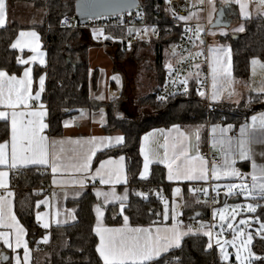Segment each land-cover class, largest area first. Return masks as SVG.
<instances>
[{
    "label": "trees",
    "instance_id": "obj_1",
    "mask_svg": "<svg viewBox=\"0 0 264 264\" xmlns=\"http://www.w3.org/2000/svg\"><path fill=\"white\" fill-rule=\"evenodd\" d=\"M13 2H25L34 7L46 10V21L37 30L41 33L44 48L47 51V66L45 69L36 67V74L44 71L48 75L47 89L44 102L48 108V135L60 137L64 133L63 122L68 118L77 116L84 108L99 110L107 107L109 113L108 126L105 132L108 135L116 132L122 133L125 138L124 144L119 147L108 149L97 154L93 162V168L104 159L110 157L125 156L127 159L128 184L131 190L130 201L124 208V215L135 226L151 225L158 222L163 212L162 203L158 198H144L138 192H145L148 186L157 185L164 177V168L152 171L148 180H142L140 174L143 168V159L140 153V143L144 134L155 128L168 129L175 125H198L206 127L210 122L218 121L224 117L228 121V112L218 110L209 113L208 106L203 97L198 96L192 87L189 92L159 103L156 101L157 85L151 93L135 105L133 101L120 102V106L128 109L130 113L125 115L115 114L114 107L117 100L110 104H101L90 99V50L102 45H113L111 40L104 44L94 41L91 32L87 30L61 29L60 21L66 15L76 14L77 0H11ZM148 12V21L157 24L161 38L158 43L172 45L181 37V26H177L171 16L166 0H144ZM23 27L11 25L0 29V69L10 74L20 75V67L16 58L18 53L11 49V44L16 39L18 32ZM119 34H124V31ZM228 43L232 53L233 74L236 80L248 81L250 78L251 62L259 58L264 60V17H254L245 21L244 31L235 37L221 38ZM125 54V53H124ZM122 55L119 56V60ZM158 67L159 87L164 83L166 73ZM97 73L93 79V88H96ZM249 106H252L248 114L264 109V94L250 98ZM148 108V111L131 114L138 107ZM214 106V105H213ZM10 125L8 122H0V141L9 139ZM49 174L40 169L28 168L14 172L12 180H17L18 188L15 196V210L21 224L27 231V241L34 251V264H37V253L43 255L41 264H103L96 245L97 237L94 234L96 217L94 207L98 200L92 191L87 192L82 199L75 203L80 207L77 222L64 227H56L51 231L52 246L42 247L39 240L48 231L40 227L36 220V204L42 200L45 193L43 187L49 181ZM260 205L256 216L264 223V198L254 200ZM195 209L184 208V216L189 220ZM106 215V223H120L121 216L114 220L116 208L109 207ZM203 217L204 211L200 212ZM255 254L264 258V239L255 237L252 243ZM1 264H11V256L1 252ZM7 257V259H5ZM149 264H225L216 250L208 249V239L205 236L187 237L180 248L169 252L160 259ZM252 264H264V259L254 260Z\"/></svg>",
    "mask_w": 264,
    "mask_h": 264
},
{
    "label": "crops",
    "instance_id": "obj_2",
    "mask_svg": "<svg viewBox=\"0 0 264 264\" xmlns=\"http://www.w3.org/2000/svg\"><path fill=\"white\" fill-rule=\"evenodd\" d=\"M144 2V0H141ZM185 3L187 6L192 10L193 17L195 21L197 22V26H205L206 30L204 31L205 37L202 39L203 43L196 42L195 48L192 50V55H200L203 54L205 51L208 52V59L209 63L212 59L213 53L210 51L212 49V45H216L217 48L220 46H226L230 50V57H231V72L234 78L233 74V65H232V53L230 46L228 43H225L221 41V38L233 36L235 37L237 34H241L240 31H235V29H238L239 27L243 26L244 23L247 20H250L254 17H264V9H261L258 7V0H251L250 3H248V7L246 9L248 15L243 16L241 15V9L240 5L236 3V0H212L211 3H216V19L218 17V14L220 12L223 13V16L221 19L216 22V19L214 21V25L216 28H219V31H216L214 34L210 35L208 33V25H207V18L208 15V7L206 4L200 5L198 3H192L189 2V0H185ZM6 17H5V25L0 27V29H4L8 26H20L23 27L22 30L18 32V35L14 42L19 37L20 32H31L34 31L37 33L39 37V51L44 53V60L45 64L41 65L39 61L36 62H30L27 65H20L22 67V72L20 75H17V77H20L23 75V70L25 67H30L33 70V92L38 89V79L40 75L45 76V86L44 91L41 94V102L44 104L45 108L47 109V116L45 117V122L48 124V108L47 105L44 102V96L47 89V83H48V75L47 72L44 71L40 75L36 74V67H39L41 69H45L47 66V51L44 48V43L42 41L41 33L37 30L39 26H42L46 21V10L42 8L34 7L32 4H28L25 2H13L11 0H6ZM206 5V10L203 9V7ZM167 6L169 7V10L171 12V16H173L172 8L167 3ZM204 12L203 18L200 19V12ZM216 22V23H215ZM124 31V34H119L120 32ZM127 35L126 30H112L111 32H108V34L105 36L104 42H99L101 44H104L106 41L111 40L113 45L117 46V55L118 52L122 55L124 53L129 52V45L125 41ZM149 35L144 40H141L139 42H143L146 45V42L148 39H153V28H150ZM25 39H28L27 37ZM94 41L96 42V39L93 36ZM13 42V43H14ZM137 42V43H139ZM137 43L132 44L135 46ZM173 45V44H172ZM171 45V46H172ZM104 46L101 47H95L90 50V72H89V87H90V99L101 103L106 104L110 103L112 101L117 100V105L114 107L115 114L118 113V115H125L128 111V109H125L124 107L120 106V102L126 101L124 96L126 92V88L124 85V79L120 76L119 73L115 72L113 69V65L110 64L111 62L108 61V55L106 51L104 50ZM170 45H164V47H168ZM18 53V57L22 59H27L29 56L34 55L28 48L23 49L22 51L19 49H13ZM222 49V48H219ZM179 55L178 57H175L174 60L170 62V70L165 72L168 74L172 68L175 66V64L179 61ZM258 61H260L259 58H256ZM261 61H264L263 59ZM157 65V64H156ZM210 70V68H209ZM97 73V83L96 88H93V79L96 76ZM254 78V70L253 65L251 62V69H250V78L248 80V83L252 81ZM234 78L233 82L236 86V90L238 89V92L227 95L225 91L222 92V94L219 96L217 100H212L211 95L213 92L212 88V76H211V70H210V94H209V100L210 104H213L214 106H223V107H229L231 110L236 111H227L229 109L224 110L223 107L220 111H226L228 112L227 116L229 118L228 121H224V116H222V119L214 122H210L206 127L198 126V125H175L168 129L165 128H155L151 131L147 132L143 135L140 143V153H141V147L143 146L145 151L151 150V155L154 157L155 153L159 151L160 155H163L164 149L159 147L160 145H163L165 143V138H167L168 142L171 143V141L175 139H182L180 137V133H185L191 138V145L190 148V155H196L197 150L200 156H202L203 153L210 152L212 154H216L219 156L220 160L218 163H216L220 168H228L232 167L238 170L242 175L243 179H241L238 176H221L219 180L209 179L208 181H169L168 180V169L165 167L164 164L157 162L155 159H153V162L149 164L148 172L144 178H140L142 180H148L152 174V171L158 168H164L165 173L164 177L158 183L157 185L148 186L147 190L145 192H142L144 195H139L141 192H138L139 196L146 198L155 197L160 200L163 206V212L158 218V222L151 225H145V226H135L130 223V220L128 218V226L130 228H146L149 229L153 235L157 233V230L159 229L161 234H163L164 229H170L172 228L173 224H177L179 227V230L184 233L181 236L180 239V245L179 247L173 246L168 249L167 252H164L161 254L160 257H157L155 260L160 259L161 257L167 255L169 252L176 250L181 247L183 241L190 236H205L208 239L209 237L206 236L204 233L206 231L211 230L212 224L219 223L214 218V212H215V203L216 201L222 196L220 193H218V190L222 188L225 193L228 194V189L226 185L229 184H246L249 187L252 185V176L251 173L253 172L252 168V161L254 160L255 163L258 165L257 169V175H259V166H264V143L259 142L260 141V129L257 127L256 129L252 128L253 121L252 117L257 118V125L259 124V121L261 118H264V109L254 111L250 114L248 112L252 108V106L248 107L250 109H238L239 107H235L232 104L238 103V93L239 90H241V84H238ZM158 84V85H157ZM157 87L159 88V83L157 82ZM156 87V86H155ZM260 95L264 93H258ZM123 96V97H122ZM256 96V94L250 95V98ZM204 98V97H203ZM206 100V99H205ZM251 101V99H250ZM35 106L36 102L32 101L30 102ZM250 103V102H249ZM233 108V109H232ZM4 110L2 106H0V111ZM238 110V111H237ZM0 122H6L3 120H0ZM10 125V121H7ZM109 122V113L107 107H102L99 110H93L91 108H84L80 111V113L72 118H68L64 120L63 122V129L64 133L60 137H50L48 135L49 125L48 128L45 129L44 134L49 139V151H50V157L52 155H59L62 159V163L65 165V168L55 174V178L58 181L57 183H53V176L54 174L51 171V168L49 166H41V165H29L26 168H20L19 170L28 169V168H36L42 170V172H45L49 174V181L46 183V185L43 187L42 192L45 193V196L42 200H47V205L41 204L39 207H37L36 204V213H44L46 214L44 219L46 222L49 223V227L47 229L41 227V224L38 222L41 228L48 231V233L45 235L48 237V242L45 243L43 238L39 240V244L42 247H50L51 250L53 249L52 246V235L51 231L53 228L56 227H64L69 226L77 222V216L80 210V207L75 204L77 201L82 199V197L89 191H92V193L95 195L96 199L98 200L97 205L101 206V210L103 212V217L101 218V224L104 227L109 228H119L123 227L124 225V208L128 205L130 201L131 196V190L128 184V173H127V159L125 156H119V157H110L107 159H104L102 161H111L110 164L106 165L105 171L108 169H111L113 171L120 170L121 171V181L120 183H108V184H101L100 183V177L96 176V169L100 167V163L97 165L96 168H93V162L97 154L102 153L108 149H112L115 147L122 146L124 144L125 138L120 132H116L114 134L108 135L105 132V128L108 126ZM67 123L68 126H65ZM228 126H231V128L224 132L222 129H227ZM242 126H247L248 132L252 134L257 142H254L247 147L251 149V158L250 159H241L238 153V146L236 145V141H238L240 137V129ZM213 128L216 129L215 132H213ZM199 132L200 139L197 141L195 139V136L193 133ZM98 138L95 141V144L98 145V149L95 153V155L91 159L90 168L86 172L76 171L73 168V165H79L83 162L84 158L89 154L90 148L93 146L92 143H90L91 138ZM111 137L113 138L112 141L109 143L107 140H103L101 142L100 138H107ZM115 137H123V142L117 144L115 142ZM147 137L148 139H145ZM231 139L233 142L231 149L229 148L228 141ZM79 141V143H76ZM53 142H55L53 144ZM63 142V143H61ZM215 142V147L213 146ZM223 142V143H221ZM63 149V151H61ZM225 153H227V158L229 160V165H225L224 159H225ZM143 159V168L142 171H144V156L141 154ZM123 157V160L120 158ZM234 161V163H232ZM214 162H208L209 168L211 167V164ZM18 170V171H19ZM0 171H8V187L7 189L0 188V196L6 195L8 191L12 192L13 195L10 197L11 203H12V211L16 216V219L18 220L20 226L24 228V226L19 221L16 210H15V196H16V190H12L11 185L13 182L12 175L14 172H17V170H11L5 166H0ZM105 178L107 179V175H105ZM112 179H115V176L112 177ZM83 181V184L81 185L78 181ZM47 185L52 186V191L49 193L46 190ZM195 185H202L204 189H207V194L203 193L206 196H209L211 193H215L218 195V199L214 202H210L209 200L202 201L200 199V195L202 194L199 192L198 189L194 188ZM176 188L180 189V194L174 195V190ZM217 189V190H216ZM97 191L102 193H112L114 192L116 196H125L126 199L123 200V207L121 204V201L118 199L113 198L111 195L109 196V201L106 203L103 196L97 197L96 193ZM150 193V196L147 197V194ZM258 195V194H257ZM259 196V195H258ZM175 197V199H174ZM223 197V203H226L228 201L231 202H239L243 200V198L249 197L245 193H242L239 188L234 189L231 194H228ZM260 197V196H259ZM258 197V198H259ZM194 199L195 202H191V199ZM252 201L255 203L254 200ZM261 198V197H260ZM164 201L168 202V219L166 220L164 218V211H165V203ZM256 204V203H255ZM94 207V213L96 217V223L95 227L97 226V216L95 212ZM115 207L116 212H114V220H117L119 216L122 215L120 223L116 224H108L106 223V215L107 210L109 207ZM175 207L176 209V219L173 220L172 218V208ZM187 209H195L198 208L199 210L195 211V213L192 215L191 219H187L184 216V208ZM68 210L73 211V215L75 216V219H71L68 215ZM204 211L206 215L203 217L200 215L198 219H194L195 217H198L197 215L200 214V212ZM59 213V215H57ZM37 220V219H36ZM178 220H181L180 223H177ZM57 221H60V223H57ZM203 226V227H202ZM94 227V228H95ZM219 227H221L219 225ZM25 230V236L24 239L27 241V231ZM0 232H5L11 234L9 236V239L12 240L13 247H8L3 243L2 240H0V257L1 252H5L6 254L11 256V264H17L16 257L19 256L21 260V264L24 259V250L23 247L21 248H15V238L13 230L6 227H0ZM96 235V233L94 232ZM97 241L99 243V237L96 235ZM221 239V238H220ZM216 240H212V248H209L211 251L216 250L219 254L217 247L215 245ZM28 243V241H27ZM29 248V264H34V251ZM98 253V252H97ZM43 255L37 253V264H41V259ZM99 256V253H98ZM100 257V256H99ZM101 259V258H100ZM222 260V259H221ZM102 261V259H101ZM154 261V260H153ZM225 264H234V263H227V261L222 260ZM151 262V261H150ZM233 262V260L231 261ZM103 263V261H102Z\"/></svg>",
    "mask_w": 264,
    "mask_h": 264
},
{
    "label": "snow or ice",
    "instance_id": "obj_3",
    "mask_svg": "<svg viewBox=\"0 0 264 264\" xmlns=\"http://www.w3.org/2000/svg\"><path fill=\"white\" fill-rule=\"evenodd\" d=\"M211 3L212 0H209ZM251 0H236V3L240 5L241 15L247 16L246 11L248 3ZM6 0H0V27L5 25L6 17ZM258 7L264 9V0H258ZM181 20H187L189 17H179ZM131 32L132 30L129 29ZM145 33L148 31L144 30ZM155 31V29H153ZM186 31H192V29H186ZM203 29L198 25L195 29L194 35L197 40L200 39V33ZM235 31H244L243 26L235 29ZM28 39H25V38ZM201 43L203 41L201 40ZM13 49L23 50L28 48L34 55L29 56L26 60L20 57L16 58L17 64L27 65L30 62L39 61L41 65L45 64L44 53L39 51V37L36 32H20L17 40L11 44ZM213 56L209 63V68L211 70L212 76V88L213 92L211 95L212 100H217L222 92L225 90V83L230 87L231 82L228 80L231 77V57L230 50L226 49H211ZM252 65H260L264 68V64H261L257 59L252 60ZM169 67H171L169 65ZM197 67H199L197 65ZM187 85V79L181 82ZM219 85V87H218ZM45 86V76L40 75L38 79V89L33 92V70L30 67H25L23 70V75L17 77L15 74H10L4 69H0V106L4 110L0 111V120L10 121V137L9 139L0 141V166H5L11 170H19L20 168H26L29 165H41L49 166L51 168L53 176V183L58 181L55 178V174L62 171L65 165L62 163V159L59 155H52L50 157V145L49 139L44 134L45 129L48 128V124L45 122V117L47 116V109L41 102V94L44 91ZM187 91V87H185ZM264 92V88L260 89ZM200 96H205L204 91L199 92ZM229 95L232 92L229 91ZM36 102L33 106L30 102ZM253 125L252 128L260 129V141L264 143V118H261L259 124L257 125V118L252 117ZM65 126H68L67 123ZM231 128L228 126L227 129H222L226 132ZM216 129L213 128V132ZM182 139H173L171 143L165 138V143L159 147L163 148V155L161 156L159 151L155 153L153 157L151 155V150L145 151L144 147H141V154L144 156V171L141 172V178H144L148 172L149 164L155 159L157 162L162 163L168 169V180L169 181H208L209 179L219 180L221 176H238L243 179L242 174L235 168H220L216 163H212L211 167L208 166V161L204 157L200 156L197 150L196 155H190L191 138L185 134H179ZM195 139L199 141V132L193 133ZM98 138H91L90 143L92 147L89 150V154L84 158L83 162L78 166L73 165L76 171L86 172L90 168L91 159L95 155L98 145L95 141ZM101 142L103 140L112 141L113 138H100ZM115 142L117 144L123 142V137H115ZM145 139H148L145 137ZM257 142L255 137L248 132L247 126H242L240 129V137L236 141L238 146V153L241 159L251 158V149L247 147L248 145ZM55 142H53L54 144ZM63 143V142H61ZM76 143H79L77 141ZM223 143V142H221ZM233 142L231 139L228 141L229 148L231 149ZM215 147V142L213 144ZM63 151V149H61ZM123 160V157L120 158ZM111 161H101L100 167L96 169V176L100 177L101 184L108 183H120L121 181V171L108 169L105 171L106 165L110 164ZM225 165H229V160L227 158V153H225L224 159ZM234 163V161H232ZM253 172L252 185L249 188L246 184H229L226 185L228 189V194H231L234 189L239 188L242 193L248 196L258 194L261 198H264V166H259V175H257L258 165L255 161H252ZM8 171H0V188L7 189L8 187ZM107 175V179L105 178ZM115 176L113 180L112 177ZM81 185L83 181H78ZM204 193L207 194V189H203ZM180 189L176 188L174 190V195H179ZM13 193L8 191L6 195L0 196V227H6L13 230L15 238V248L23 247L24 259L22 264H29V248L28 243L24 239L25 230L20 226L15 214L12 211V203L10 197ZM97 197L103 196L105 202L109 201V196L121 201L123 207V200L127 197L116 196L114 192L112 193H102L97 191ZM139 195H144L140 193ZM48 201H38L37 207L41 204L47 205ZM165 203L164 218L168 219V202ZM241 207L240 205L236 206ZM258 204L249 203L247 205V211L255 213ZM97 216V226L94 228V232L99 237V243L96 245V252L99 253L103 264H149L150 261L155 260L160 257L162 253L167 252L170 247H179L181 236L184 234L179 230L177 224H173L172 228L164 229L163 234L160 230L157 233H153L146 228H130L128 226V217H124V225L119 228H109L104 227L101 224V218L103 217V212L101 206L97 205L95 208ZM46 214L37 213L36 219L41 224V227L47 229L50 225L45 221L44 217ZM59 215V213H57ZM68 215L71 219H75L72 210H68ZM172 218L176 219V209L172 208ZM220 219L223 221L226 219L225 215L221 211ZM60 223V221H57ZM241 224L246 223V221H241ZM203 227V226H202ZM229 228H233L232 224L228 225ZM209 237L208 247L212 248V232L211 230L204 233ZM260 234L264 238V223L260 225ZM11 234L0 232V240L3 241L8 247H13L12 240L9 239ZM236 235L241 237L245 236L243 230L238 233H234V238L232 241L225 240L223 243L219 239L216 240V244L220 247L223 259L228 258V253L224 251V245L232 244L236 248V260L239 264H252L253 260L264 259L255 256V254L250 250L249 245L252 243V234H246V239H241L240 247L236 245ZM44 242H48V237L43 238ZM243 253H247L243 255ZM7 259V257H5ZM17 264H21L20 257H16Z\"/></svg>",
    "mask_w": 264,
    "mask_h": 264
},
{
    "label": "rangeland",
    "instance_id": "obj_4",
    "mask_svg": "<svg viewBox=\"0 0 264 264\" xmlns=\"http://www.w3.org/2000/svg\"><path fill=\"white\" fill-rule=\"evenodd\" d=\"M189 2L198 3L200 5L203 4L207 5L209 12L207 18L205 17V19L207 20V25L209 28L208 33L210 35L220 30L219 28L213 26L214 21L216 19V11L218 9V8L216 9V5H217L216 3H210L209 0H189ZM203 14H204L203 11L200 12V19H204ZM200 27L203 29V31L200 33V39L199 40L196 39V42H200L205 37L204 31L206 30V27L204 25ZM152 36L153 39H148V41L146 42L149 45H146L143 42H139L135 46H133L132 44L129 45L130 47L129 52L122 54L120 60H119V56L121 54L118 52L117 55V50H118L117 46L106 45L103 47L107 55L109 56L108 61H110L111 62L110 64L113 65V69L115 70V72L120 74L122 79H124L123 82L126 88L124 98L128 99L129 101L130 100L133 101L135 105L140 104L141 101L146 99V97L155 88L158 80L157 78L158 67L156 64L158 63L161 70L167 72L170 70L169 67V65H171L170 62L174 60L175 57H178V53L173 45L162 48L161 45L158 43V38H156L154 35ZM211 45H212L211 46L212 49L222 48L229 50L227 45L220 46L219 48H217L216 45L213 44ZM261 60L262 59H260V63L264 64V61ZM253 70H254V78L252 79L251 82L248 83V81L235 80L238 84H241V90H239L238 93V98H239L238 103L232 104L235 107H239L238 109H246V108L250 109L248 107V104L250 102V95L252 94L260 95L258 93H264L260 91L261 88H264V68H261L260 65H256L253 66ZM228 80L231 82L230 87L228 86L227 83H225V90H224L227 93V95H229V91H231L232 94L236 93V91L238 92V89L236 90V86L233 82L234 78L232 72H231V77H229ZM204 99H206L205 96ZM110 103H106V104H110ZM223 109L226 110L229 109V107H223ZM145 110L148 111V108L141 106L138 107V111H136V108L133 109L131 111V114L135 115L136 113H142ZM227 111H236V110L229 109ZM218 193H220V195L222 196L228 195L227 193L224 192V190H222V188L218 190ZM149 196L150 193L147 194V197ZM222 196L216 201L217 203H215V212H214L215 220L219 223V225L223 228L225 232V235L221 239H219L221 243H223L225 240L232 241L234 238V233H238L240 230H243L245 236L241 237L239 235H236L237 247H240L241 239H246V234L248 233L252 234L253 237L252 243L256 236L262 237V235L260 234V225L262 224V222L256 216H254L256 212L252 213L246 210L247 205L249 203L255 204L252 201V199H256L259 196L254 193L253 195L247 198H243V200L239 202L228 201L226 203H223ZM191 202H195V200L192 198ZM237 205H240L241 207L237 208L236 207ZM221 211L226 217V219L223 221L220 219ZM242 220L246 221V223L241 224L240 222ZM229 224H232L233 228H229L228 227ZM252 243L251 245H249V248L255 254ZM215 245L219 252V257L222 260L227 261V263L239 264V261L236 260V248L233 247L232 244L224 245V251L228 253V258L226 260L223 259L221 249L216 244V242ZM246 254L247 253H243V255ZM255 256L257 255L255 254ZM232 260L233 262H231Z\"/></svg>",
    "mask_w": 264,
    "mask_h": 264
},
{
    "label": "built area",
    "instance_id": "obj_5",
    "mask_svg": "<svg viewBox=\"0 0 264 264\" xmlns=\"http://www.w3.org/2000/svg\"><path fill=\"white\" fill-rule=\"evenodd\" d=\"M172 8L173 20L177 26H181V37L173 44L179 55V61L175 64L172 70L166 74L164 83L156 91V101L159 103L166 102L171 98L185 94L193 87L195 93L199 95L200 91L205 92L206 104L208 106L209 113H214L217 108L210 104V70L208 52L205 51L200 55H192V50L196 46V37L194 35L197 28V22L193 17L192 10L187 6L185 0H166ZM206 10V5L203 7ZM189 17L187 20H181L179 17ZM61 29L65 30H87L91 32L92 36L96 39V42H104L105 36L112 30H126L127 35L125 41L127 44H135L141 40H144L149 35L150 28L155 29L153 35L160 39L161 32L157 24L150 23L148 21L147 8L143 1L139 0V5L129 13H123L119 15L106 16L96 19H89L86 23H80L75 15H66L60 21ZM129 29L132 31L130 32ZM145 29L148 31L145 33ZM186 29H192V31H186ZM197 65L199 67H197ZM187 79V85L181 82ZM187 87V91H185ZM202 97V96H201ZM204 97V96H203ZM202 157L208 162L218 163L220 158L216 154L210 152L203 153ZM243 176V175H242ZM12 190H17L18 182L14 180L11 185ZM194 188L198 189L202 194L200 199L202 201L209 200L214 202L218 199V195L211 193L206 196L203 193L204 187L202 185H195ZM47 192L52 191V186L47 185ZM178 220L177 223H180ZM212 240H217L225 235L222 227L217 224L211 226ZM1 264V260H0Z\"/></svg>",
    "mask_w": 264,
    "mask_h": 264
},
{
    "label": "water",
    "instance_id": "obj_6",
    "mask_svg": "<svg viewBox=\"0 0 264 264\" xmlns=\"http://www.w3.org/2000/svg\"><path fill=\"white\" fill-rule=\"evenodd\" d=\"M138 5L139 0H77L75 16L80 23H86L89 19L129 13ZM222 16L223 13L220 12L216 22ZM197 216L194 219H198L200 214Z\"/></svg>",
    "mask_w": 264,
    "mask_h": 264
}]
</instances>
